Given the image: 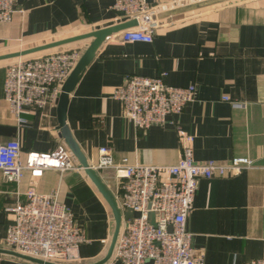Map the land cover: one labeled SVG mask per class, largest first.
Returning <instances> with one entry per match:
<instances>
[{
	"label": "crops",
	"instance_id": "obj_1",
	"mask_svg": "<svg viewBox=\"0 0 264 264\" xmlns=\"http://www.w3.org/2000/svg\"><path fill=\"white\" fill-rule=\"evenodd\" d=\"M192 1L147 0L152 14ZM113 3L15 0L12 21L0 23V56L18 52L10 50L16 45L28 47L23 50L44 45L39 41L52 35L65 39L121 23ZM149 24L153 28L150 43H123L119 33L101 43L69 94L66 126L91 167L97 165L102 146L112 149L115 162L126 158L129 163L174 164L182 148L178 130L192 137L197 162L252 159L254 167L239 174L199 179L187 230L191 248L205 264L264 259V0H234L192 17L182 13ZM91 41L63 46L86 49ZM17 58L0 59V143L19 141L25 163L28 153H50L59 145L69 148L59 135L55 101L41 109L23 108L22 124L10 112L3 82L6 66ZM161 73L169 85H194L195 98L179 115H168L165 123L146 131L136 129L122 116L112 93L128 76ZM71 157L79 167L77 158ZM76 168L46 169L37 177L27 170L18 183L6 181L0 172L1 249L10 250L3 244L9 223L5 208L24 201L25 192L33 188L38 193H56L84 228L87 242L79 247L77 264L105 257L114 230L113 215L84 171ZM96 171L115 196V173ZM0 264L34 263L0 254Z\"/></svg>",
	"mask_w": 264,
	"mask_h": 264
},
{
	"label": "built area",
	"instance_id": "obj_2",
	"mask_svg": "<svg viewBox=\"0 0 264 264\" xmlns=\"http://www.w3.org/2000/svg\"><path fill=\"white\" fill-rule=\"evenodd\" d=\"M112 9L122 21L152 14L147 0H114ZM15 0H0V23L12 21ZM123 43L152 42L149 23L119 32ZM76 50H56L19 57L5 69L3 98L19 124L25 107L41 109L55 101L64 81L79 60ZM165 73L155 77L132 75L116 87L112 98L120 103L122 116L136 129L146 131L163 124L168 115H179L194 100V85L177 87L165 82ZM227 100V98H225ZM182 144L176 163L147 165L113 159L112 149H98L95 170H111L117 180L115 195L121 210V228L110 258L103 264H205L191 248L187 217L192 210L200 178L236 175L254 167L248 157H233L227 163L197 162L192 137L178 130ZM17 140L0 143V172L8 182L18 183L25 171L37 177L46 169L76 168L69 149L59 145L50 153H28L22 163ZM76 169H81L80 166ZM129 210L128 218L124 213ZM9 217L3 244L22 255L58 264H77L79 247L87 242L84 228L56 193L43 194L29 188L25 200L5 208ZM239 264H264L251 259Z\"/></svg>",
	"mask_w": 264,
	"mask_h": 264
},
{
	"label": "water",
	"instance_id": "obj_3",
	"mask_svg": "<svg viewBox=\"0 0 264 264\" xmlns=\"http://www.w3.org/2000/svg\"><path fill=\"white\" fill-rule=\"evenodd\" d=\"M225 0H203L196 3L184 5L181 7H177L171 10H168L166 12L162 13H155L148 15L145 18L142 19H131L128 21H123L121 23H118L116 25H112L106 28L94 30L85 34L77 35L74 37H69L65 39H61L58 41H54L48 44H44L41 46L29 48L26 50L9 53L6 55H1L0 59L3 58H11V57H21L28 54H32L35 52L63 46L65 44H69L72 42H76L82 39H92L91 43L88 45V47L84 50V52L81 54L79 60L77 61L75 67L72 69L71 73L67 77V79L64 81L60 93L57 95V98L55 99L56 109H57V116H58V131L60 137H62L68 146L70 152L74 157L77 158L80 168L84 171V173L87 175V177L90 179V181L93 183V185L96 187L97 191L100 193V195L103 197V199L106 201L107 205L109 206L114 220V230L111 238V242L108 248V251L103 259L96 263L92 264H103L105 263L111 256L114 245L116 243L120 228H121V210L118 207L117 201L113 193L110 191V189L106 186V184L102 181L101 177L99 176L98 172L91 167L87 160L85 159L84 155L81 153L78 145L72 138V135L66 126V110H67V104H68V97L70 92L73 90L74 86L76 85L80 74L84 70L85 66L90 62V60L94 57V54L98 47L101 45V43L110 35L119 33L123 30L133 28L140 26L144 23H150L153 21H158L160 19H164L166 17L186 13L195 9H199L202 7H206L209 5L218 4ZM125 217L128 218L132 215V213L127 210L124 213ZM0 254L9 255L13 257H17L19 259L34 263V264H58L53 263L49 261H43L40 259H36L33 257H29L26 255H22L20 253H17L13 250H7V249H1L0 248Z\"/></svg>",
	"mask_w": 264,
	"mask_h": 264
},
{
	"label": "rangeland",
	"instance_id": "obj_4",
	"mask_svg": "<svg viewBox=\"0 0 264 264\" xmlns=\"http://www.w3.org/2000/svg\"><path fill=\"white\" fill-rule=\"evenodd\" d=\"M193 1L191 2V4L192 3H195V2L203 1V0H193ZM232 1H234V0H225V1H222V2H220L218 4L209 5V6H206V7H202V8H199V9H195V10H192V11H189V12L184 13V17H192V16H194L196 14L206 13V12H209V10H212V9L218 7L219 5L222 6L223 4H226L228 2L230 3ZM62 37H63V35H52V36L48 37L47 39L40 40L39 43H41V44L42 43H45V42H46V44L47 43H51V42H54V41H58V40L63 39ZM24 48H28V47H26V45H21V46L20 45H16L13 48H11L10 50L11 51L12 50H18V51H20V50H23ZM68 49L76 50L78 53H81V54L85 50L83 48L81 49V48H76V47H73V46L72 47H68V46L55 47V51L56 50H68Z\"/></svg>",
	"mask_w": 264,
	"mask_h": 264
},
{
	"label": "bare ground",
	"instance_id": "obj_5",
	"mask_svg": "<svg viewBox=\"0 0 264 264\" xmlns=\"http://www.w3.org/2000/svg\"><path fill=\"white\" fill-rule=\"evenodd\" d=\"M21 57H29V56H21ZM18 59V58H17Z\"/></svg>",
	"mask_w": 264,
	"mask_h": 264
}]
</instances>
